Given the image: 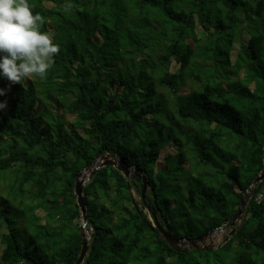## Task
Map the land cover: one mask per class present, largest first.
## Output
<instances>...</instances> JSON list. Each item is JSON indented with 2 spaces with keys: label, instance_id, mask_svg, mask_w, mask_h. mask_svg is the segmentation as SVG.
Here are the masks:
<instances>
[{
  "label": "trees",
  "instance_id": "1",
  "mask_svg": "<svg viewBox=\"0 0 264 264\" xmlns=\"http://www.w3.org/2000/svg\"><path fill=\"white\" fill-rule=\"evenodd\" d=\"M27 3L60 51L45 79L0 75V264L77 263L76 183L100 155L143 172L174 236L231 220L264 169V0ZM131 185L104 167L86 186L84 264H264V181L227 243L189 253L153 233Z\"/></svg>",
  "mask_w": 264,
  "mask_h": 264
},
{
  "label": "clouds",
  "instance_id": "2",
  "mask_svg": "<svg viewBox=\"0 0 264 264\" xmlns=\"http://www.w3.org/2000/svg\"><path fill=\"white\" fill-rule=\"evenodd\" d=\"M65 12L72 5L63 6ZM44 17L33 14L27 0H0V75L11 85L22 84L26 79H45L55 63L60 46L54 43L51 32H41ZM6 91L0 88V96ZM7 101L0 102V110Z\"/></svg>",
  "mask_w": 264,
  "mask_h": 264
},
{
  "label": "water",
  "instance_id": "3",
  "mask_svg": "<svg viewBox=\"0 0 264 264\" xmlns=\"http://www.w3.org/2000/svg\"><path fill=\"white\" fill-rule=\"evenodd\" d=\"M104 167H113L117 171H119L127 181V185L129 190L132 192V181H140L142 183V189H141V196L142 200L145 203L146 210L152 215L154 218V225L151 226L152 231L155 235L160 237L162 240H164L175 252L177 253H189L193 250L198 251H208L212 252L216 249H219L221 246L214 248L212 245H207L206 242L210 241L212 244V236L216 233H221L224 231L229 225L233 228V231L231 232L230 236L226 238L225 243L229 241V239L236 233L237 227L241 221V219L244 217L245 212L247 210V207L253 198L258 186L260 183L264 181V169L260 176L256 178V180L252 183V185L249 187L247 192L243 195L241 198L240 204L237 208L236 213L234 216L224 224L223 227L213 230L204 236L196 239V240H186L184 238H179L177 236H174L169 228L168 225L165 227L161 226L157 220V212L155 209H151L150 203L147 202V192L149 189V181L148 179L143 175V172L138 167H131L121 160H119L114 155H100L95 163L88 166L84 172L89 171V178L87 182H82L81 177L83 176L84 172L80 175V177L77 180L76 183V197L77 202L80 207V211L83 217L82 227H81V237H82V251L80 254V257L76 264H84L86 258L88 257L89 250H90V243L89 239L86 235L87 226L89 223L88 218V211H87V204L85 199V188L88 185V183L91 181V179L94 177L96 172H98L100 169ZM94 168V169H93ZM93 169V170H92Z\"/></svg>",
  "mask_w": 264,
  "mask_h": 264
},
{
  "label": "rangeland",
  "instance_id": "4",
  "mask_svg": "<svg viewBox=\"0 0 264 264\" xmlns=\"http://www.w3.org/2000/svg\"><path fill=\"white\" fill-rule=\"evenodd\" d=\"M236 53L237 52H235V56H234V58H236ZM189 89L188 90H185V91H189L190 89H195L196 87H193L191 84L190 85H188L187 86ZM94 169V168H93ZM92 169V170H93ZM149 193V192H148ZM147 193V194H148ZM133 196H134V198H135V200L137 201V203H138V205H139V207L140 208H142V201H141V197H140V195H138L135 191H133ZM145 213L149 216V218H150V220L153 222V220H152V218H151V214L147 211V210H145ZM154 224V223H153ZM233 231V228L232 227H227L224 231H222L221 232V238H220V240L218 241V242H215L214 240H212V244L210 243V241H207L206 242V244L207 245H212L214 248H217V247H219V246H223L224 245V243H225V240H226V238L227 237H229L230 236V234H231V232ZM86 235H87V237H89V234H88V232L86 231ZM212 239V238H211ZM221 242V243H220Z\"/></svg>",
  "mask_w": 264,
  "mask_h": 264
},
{
  "label": "bare ground",
  "instance_id": "5",
  "mask_svg": "<svg viewBox=\"0 0 264 264\" xmlns=\"http://www.w3.org/2000/svg\"><path fill=\"white\" fill-rule=\"evenodd\" d=\"M89 174H90V172L89 171H86V172H84V174H83V176L81 177V181L82 182H87V180H88V178H89ZM139 195V194H138ZM221 233H216V234H214L213 236H212V240H214L215 242H218L219 240H220V238H221ZM221 243V242H220Z\"/></svg>",
  "mask_w": 264,
  "mask_h": 264
}]
</instances>
